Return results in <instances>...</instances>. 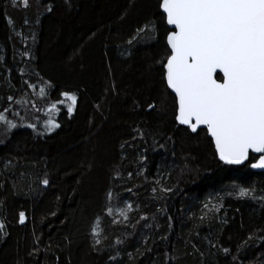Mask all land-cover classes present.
Listing matches in <instances>:
<instances>
[{
	"label": "trees",
	"instance_id": "16d2710c",
	"mask_svg": "<svg viewBox=\"0 0 264 264\" xmlns=\"http://www.w3.org/2000/svg\"><path fill=\"white\" fill-rule=\"evenodd\" d=\"M161 2L0 0V114L18 125L0 131V264H264V200L235 195L264 196V172L177 122ZM26 92L59 128L18 122Z\"/></svg>",
	"mask_w": 264,
	"mask_h": 264
},
{
	"label": "snow or ice",
	"instance_id": "6c2138e0",
	"mask_svg": "<svg viewBox=\"0 0 264 264\" xmlns=\"http://www.w3.org/2000/svg\"><path fill=\"white\" fill-rule=\"evenodd\" d=\"M23 4L27 7L28 0ZM160 7L167 25L174 26L166 36L169 53L161 63L166 86L175 94L176 120L192 133L205 126L223 164L249 162L253 169H264V0H162ZM218 72L222 77L218 78ZM44 91L40 89L41 94ZM61 95L70 102L67 113L71 116L78 97L68 92ZM0 123L9 132L18 127L3 114ZM59 127L48 121L49 131ZM48 183L43 180L45 186ZM235 195L264 200L251 187L237 186ZM120 215L128 219L127 210ZM19 222H25L23 213ZM4 228L0 222V232ZM99 234L94 229V235Z\"/></svg>",
	"mask_w": 264,
	"mask_h": 264
},
{
	"label": "rangeland",
	"instance_id": "374dc122",
	"mask_svg": "<svg viewBox=\"0 0 264 264\" xmlns=\"http://www.w3.org/2000/svg\"><path fill=\"white\" fill-rule=\"evenodd\" d=\"M30 100H29V95L26 92L19 100L15 101V103L12 104V106L10 107V109H12L13 112V116L14 117H18L17 120L18 122H23L25 123V120L28 117H32L35 120H38V116L37 114H39L40 116L44 117L47 116V118L50 117L44 121L45 127L48 128V121L49 120H53L51 117V109L52 107L49 105L47 106V108H44L42 110H39L38 107L34 106V105H30ZM18 113V115H17ZM17 124V122H15ZM6 130V126L0 124V131H5ZM1 133V132H0ZM26 217H25V222H26ZM24 222V223H25Z\"/></svg>",
	"mask_w": 264,
	"mask_h": 264
},
{
	"label": "water",
	"instance_id": "95a60500",
	"mask_svg": "<svg viewBox=\"0 0 264 264\" xmlns=\"http://www.w3.org/2000/svg\"><path fill=\"white\" fill-rule=\"evenodd\" d=\"M161 11H162V13H163V10H162V8H161ZM164 14V13H163ZM164 16L166 17V14H164ZM167 24V23H166ZM168 26V28L169 29H172V28H174V26H170V25H167ZM218 75H220L221 77H222V73H219L218 72ZM171 91V90H170ZM172 92V91H171ZM172 94L175 96V94L172 92ZM178 122V121H177ZM179 123V122H178ZM180 125V124H179ZM181 126H183V127H187L186 125H181ZM188 128V127H187ZM199 130H206V127L205 126H201V128L200 129H198L197 130V132L199 131ZM207 131V130H206ZM196 132V133H197ZM196 133H194V134H196ZM208 136H209V138L213 141V139L211 138V136H210V134L208 133ZM213 144H214V141H213ZM215 147V146H214ZM252 155H254V156H256L257 158H258V154H252ZM248 162H246L244 165H246ZM244 165H232V166H244ZM251 170L252 171H254V172H264V169H253V168H251Z\"/></svg>",
	"mask_w": 264,
	"mask_h": 264
}]
</instances>
